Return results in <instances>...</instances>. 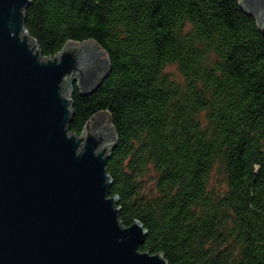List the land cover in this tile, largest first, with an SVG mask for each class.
Wrapping results in <instances>:
<instances>
[{"label":"trees","instance_id":"16d2710c","mask_svg":"<svg viewBox=\"0 0 264 264\" xmlns=\"http://www.w3.org/2000/svg\"><path fill=\"white\" fill-rule=\"evenodd\" d=\"M24 27L43 58L107 53L94 92L73 85L68 130L109 115V194L146 229L141 252L264 264V33L238 0H31Z\"/></svg>","mask_w":264,"mask_h":264},{"label":"water","instance_id":"95a60500","mask_svg":"<svg viewBox=\"0 0 264 264\" xmlns=\"http://www.w3.org/2000/svg\"><path fill=\"white\" fill-rule=\"evenodd\" d=\"M31 0H0V264H169L141 252L147 235L119 220L106 163L117 142L107 113L68 130L71 94L109 72L94 40L43 58L24 27ZM264 33V0H238Z\"/></svg>","mask_w":264,"mask_h":264},{"label":"rangeland","instance_id":"374dc122","mask_svg":"<svg viewBox=\"0 0 264 264\" xmlns=\"http://www.w3.org/2000/svg\"><path fill=\"white\" fill-rule=\"evenodd\" d=\"M216 177H217L216 174H214V175H213V180H214V178H216ZM213 183H214V182H213Z\"/></svg>","mask_w":264,"mask_h":264}]
</instances>
